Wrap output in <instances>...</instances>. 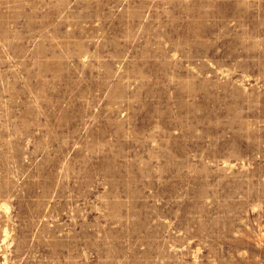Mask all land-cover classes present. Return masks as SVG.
<instances>
[{"label":"rangeland","instance_id":"rangeland-1","mask_svg":"<svg viewBox=\"0 0 264 264\" xmlns=\"http://www.w3.org/2000/svg\"><path fill=\"white\" fill-rule=\"evenodd\" d=\"M0 264H264V0H0Z\"/></svg>","mask_w":264,"mask_h":264}]
</instances>
